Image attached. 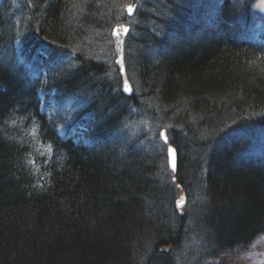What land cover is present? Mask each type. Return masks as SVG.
<instances>
[{
  "label": "trees",
  "instance_id": "16d2710c",
  "mask_svg": "<svg viewBox=\"0 0 264 264\" xmlns=\"http://www.w3.org/2000/svg\"><path fill=\"white\" fill-rule=\"evenodd\" d=\"M127 1L0 0V264H217L264 239V0H133L124 75Z\"/></svg>",
  "mask_w": 264,
  "mask_h": 264
},
{
  "label": "rangeland",
  "instance_id": "374dc122",
  "mask_svg": "<svg viewBox=\"0 0 264 264\" xmlns=\"http://www.w3.org/2000/svg\"><path fill=\"white\" fill-rule=\"evenodd\" d=\"M129 4L135 5L133 0H128L127 3L123 5L125 16L127 15L126 7L129 6ZM135 21L136 19L134 17H131L119 23V25L127 24L130 26ZM115 46H116V43H115ZM125 78L128 79V77H124V79ZM181 199L182 197L178 199V202L182 201ZM215 263L217 264H264V239L262 240L260 239L256 244L249 247L247 250H238L237 252H234V253H227L223 257H221L219 260H217Z\"/></svg>",
  "mask_w": 264,
  "mask_h": 264
},
{
  "label": "water",
  "instance_id": "95a60500",
  "mask_svg": "<svg viewBox=\"0 0 264 264\" xmlns=\"http://www.w3.org/2000/svg\"><path fill=\"white\" fill-rule=\"evenodd\" d=\"M129 6H132L133 9H134L131 14H129V12H128V7ZM129 6L126 7L127 8V15H128V17L129 16H133L134 13H135V11H136L135 6H133V5H129ZM125 27H127V29H128V31L126 33L124 32V28ZM130 28L131 27L128 26V25H122V26L115 27L113 29L114 30L113 37H114V41H116V47H117V52H118V60H117V63L121 66V72H122V74H126L125 73L126 68H125V63H124V54H125V52H124V46H125V39L130 34V31H131ZM117 30H119V32H120V35L119 36L116 35V31ZM121 41H122V43H121ZM121 60H122V64L120 63ZM126 81H127L128 86H130L131 89H132V86H131L130 82L128 80H126ZM124 84H125V82H124ZM125 92L128 93V94H131L132 91L131 92L125 91ZM164 136L167 137V142L166 143H165V140H164ZM161 137L163 138V141H164V143L166 144V146L168 148L167 156H168V159H169V167H170V170H172L173 173L175 175H177L178 174V171H179V169H178V166H179V158H178L177 148H175L171 144L170 139H169V137L166 134V131H162L161 132ZM172 149H174L175 151L174 152L171 151ZM173 163L175 164V168H173ZM183 204H184V202L182 203V206H183ZM182 206H178V208L181 209Z\"/></svg>",
  "mask_w": 264,
  "mask_h": 264
},
{
  "label": "snow or ice",
  "instance_id": "6c2138e0",
  "mask_svg": "<svg viewBox=\"0 0 264 264\" xmlns=\"http://www.w3.org/2000/svg\"><path fill=\"white\" fill-rule=\"evenodd\" d=\"M133 7L132 6H129L128 7V12H129V14H131L132 12H133ZM128 31V29H127V27H125L124 28V32L126 33ZM116 35L117 36H119L120 35V32H119V30H117L116 31ZM121 43H122V41H121ZM120 63L122 64V60L120 61ZM125 91H128V92H131L132 91V89H131V87L130 86H128V84H127V81H125ZM33 135H35V131H33ZM163 135V134H162ZM164 140H165V143L167 142V137L166 136H164ZM171 151H175L174 149H172ZM173 168H175V164L173 163ZM182 201H179L178 202V206H182Z\"/></svg>",
  "mask_w": 264,
  "mask_h": 264
}]
</instances>
